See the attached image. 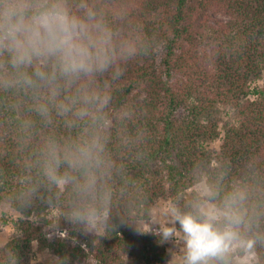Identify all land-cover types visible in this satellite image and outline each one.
Returning <instances> with one entry per match:
<instances>
[{
	"label": "trees",
	"instance_id": "obj_1",
	"mask_svg": "<svg viewBox=\"0 0 264 264\" xmlns=\"http://www.w3.org/2000/svg\"><path fill=\"white\" fill-rule=\"evenodd\" d=\"M102 2L124 6L125 28L142 29L154 48L112 84L107 151L116 170L109 227L92 234L61 217L57 231L67 233L61 237L49 228L61 206L48 191L41 187L29 207L15 199L33 150L52 129L26 106L16 113L0 102V204L19 213L12 224L20 236L12 243L20 264H32L35 253V264H54L56 257L67 264H91V258L168 264L170 242L135 228L160 199L187 208L199 195L196 185L219 182L224 189L246 184L253 200L264 201V86L252 85L264 76V0ZM124 110L130 115L119 120ZM28 118L37 122L31 136L21 130ZM54 130L69 134L60 118Z\"/></svg>",
	"mask_w": 264,
	"mask_h": 264
},
{
	"label": "clouds",
	"instance_id": "obj_2",
	"mask_svg": "<svg viewBox=\"0 0 264 264\" xmlns=\"http://www.w3.org/2000/svg\"><path fill=\"white\" fill-rule=\"evenodd\" d=\"M129 23L124 6L109 8L102 0H0V102L16 113L26 106L52 129L33 150L15 199L29 207L41 187L48 191L61 206L49 225L53 234L61 217L85 232L109 227L112 84L130 62L154 52L142 29L125 28ZM129 115L124 110L117 118ZM56 118L68 135L56 133ZM36 123L23 120L21 130L31 136ZM135 228L180 245L168 264H264V201L253 200L246 184L205 183L187 208L170 202ZM19 236L8 237L0 264H20L12 243Z\"/></svg>",
	"mask_w": 264,
	"mask_h": 264
},
{
	"label": "rangeland",
	"instance_id": "obj_3",
	"mask_svg": "<svg viewBox=\"0 0 264 264\" xmlns=\"http://www.w3.org/2000/svg\"><path fill=\"white\" fill-rule=\"evenodd\" d=\"M252 85L253 86L257 85V86L263 87L264 86V76L261 80L254 82ZM221 142H222L221 140H217V141L213 142L211 144V148L216 150V151L219 150ZM203 184H205V183L202 182V183L196 185L195 189L197 192H199V189L203 186ZM170 202H172V200L169 198L160 199L159 201L156 202L152 211L163 209ZM18 217H19V213L16 212L13 208H11L9 204H7V203L0 204V246L4 245L7 242L8 237H10L11 234H13L15 232L12 222L15 219H17ZM161 219H163V217H161ZM101 231H102V229L99 230V232H91V233L92 234H99V233H101ZM60 232H65V231L58 230L57 235H59ZM179 247H180L179 244L176 245L174 242L169 243L168 248H167L168 262L171 259L170 250L176 251L177 255H179V251H178ZM38 260H40V256L37 253H35L31 263L35 264ZM90 262H91V264H94L93 258H91Z\"/></svg>",
	"mask_w": 264,
	"mask_h": 264
}]
</instances>
